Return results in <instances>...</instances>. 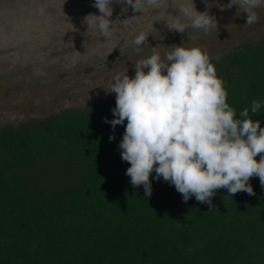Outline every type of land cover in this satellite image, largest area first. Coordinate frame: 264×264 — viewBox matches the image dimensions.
<instances>
[{
    "label": "trees",
    "instance_id": "trees-1",
    "mask_svg": "<svg viewBox=\"0 0 264 264\" xmlns=\"http://www.w3.org/2000/svg\"><path fill=\"white\" fill-rule=\"evenodd\" d=\"M210 59L235 118L248 108L264 128V40ZM115 106L113 94L87 111L0 127V264H264L259 177L249 180L255 195L219 189L210 207L184 202L153 172L147 197L121 158L127 121L105 122Z\"/></svg>",
    "mask_w": 264,
    "mask_h": 264
},
{
    "label": "clouds",
    "instance_id": "clouds-1",
    "mask_svg": "<svg viewBox=\"0 0 264 264\" xmlns=\"http://www.w3.org/2000/svg\"><path fill=\"white\" fill-rule=\"evenodd\" d=\"M114 0H95L100 15L91 17L88 27L97 29L106 40L115 31L111 5ZM130 6L134 12L159 7L163 0H116ZM238 5L246 13V25L258 22L256 9L264 0H230L227 8ZM127 9H125L126 11ZM180 15L167 23L169 30L184 34L186 29L205 35L217 29V21L208 12L195 9L193 0L183 3ZM143 32L133 40L139 54L146 43ZM135 64V76L117 74L111 85L116 94L112 110L115 119L108 121L113 130L127 121L119 144L121 158L131 166L127 169L131 185L143 186L150 197V175L175 186L183 201L192 196L200 203L212 206L216 190L227 189L230 196L239 192L255 195L249 180L259 177L264 188V128L260 121L249 118L244 108L235 118V110L226 101L228 93L207 52L198 47L173 46L163 58L156 51ZM147 70V71H145ZM262 104L252 101L256 114ZM110 136V142L114 140ZM260 156L259 161L256 160ZM225 198V197H224Z\"/></svg>",
    "mask_w": 264,
    "mask_h": 264
},
{
    "label": "rangeland",
    "instance_id": "rangeland-1",
    "mask_svg": "<svg viewBox=\"0 0 264 264\" xmlns=\"http://www.w3.org/2000/svg\"><path fill=\"white\" fill-rule=\"evenodd\" d=\"M94 2L0 0V127L64 110H90L115 94L111 85L117 74L134 78L136 62L155 47L162 58L173 46L198 47L215 58L242 43L264 40V7L255 10L258 22L245 26L246 13L238 5L227 8L230 0H193L198 12L216 18L217 29L207 35L167 27L189 0H163L143 13L114 0L115 31L106 40L87 25L89 15H100ZM141 32L148 37L137 54L132 42Z\"/></svg>",
    "mask_w": 264,
    "mask_h": 264
}]
</instances>
